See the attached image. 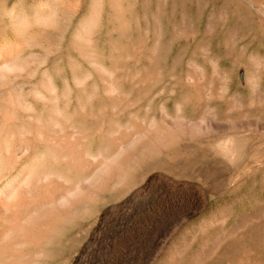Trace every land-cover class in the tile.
<instances>
[{"label": "bare ground", "instance_id": "1", "mask_svg": "<svg viewBox=\"0 0 264 264\" xmlns=\"http://www.w3.org/2000/svg\"><path fill=\"white\" fill-rule=\"evenodd\" d=\"M85 25L78 31L74 52L87 67L71 59V81L64 80L65 91L73 88L80 94L71 115L58 107L56 96L47 98L36 90L31 92L32 101L14 91L0 98V264H41L45 249L66 224L93 213L99 216L96 204L105 193L113 202L100 216L102 227L92 256L98 264H139L142 255L150 257L155 244L167 238L171 226L198 213L209 188L203 182L196 186L182 181L199 182L196 168L171 171L168 162L210 156L213 167L222 161L232 163L255 148L258 120L252 118L254 127L247 130L239 129L238 122L251 119V108H264V58H246V99L228 94V77L215 60L205 61L207 66L190 60L184 76L174 77V85L187 90L173 112L162 103L150 115L151 89L162 81L157 63L160 29L151 46L147 31L135 43L114 45L104 58L102 51L87 44L90 29L89 23ZM188 34L178 28L173 35ZM142 57L146 65L128 66ZM5 70L19 66L8 64ZM41 85L47 92L55 91L47 73ZM143 99L146 105L141 107ZM33 101L47 107L46 117L34 112ZM15 120L19 125L12 126ZM93 137L99 141L95 151ZM259 158L264 160V155ZM260 219L245 216L241 221ZM223 220L208 218L202 223Z\"/></svg>", "mask_w": 264, "mask_h": 264}, {"label": "rangeland", "instance_id": "2", "mask_svg": "<svg viewBox=\"0 0 264 264\" xmlns=\"http://www.w3.org/2000/svg\"><path fill=\"white\" fill-rule=\"evenodd\" d=\"M88 23L87 44L102 51L104 58L114 45L135 43L147 31V45L151 46L155 30L160 29L157 63L162 81L151 89L150 115L162 103L173 112L187 90L174 85V77L184 76L190 60L205 66L210 58L215 60L228 77V94L246 99V58H264V0H0V98L14 91L32 101L31 92L36 90L47 98L56 96L58 107L71 115L80 94L73 88L65 91L64 80L71 81V59L87 67L74 52V45L80 41L79 29ZM178 28L189 34L173 35ZM240 53L243 56L238 58ZM103 63L109 65L107 59ZM146 63L142 57L128 66L140 68ZM8 64L18 65L19 70H5ZM44 73L54 83L53 93L41 85ZM261 83L264 87V77ZM161 87L163 91L158 93ZM215 103L223 107L222 102ZM145 105L143 99L140 106ZM33 107L34 112L47 116V107L40 101H33ZM185 113H191L190 107ZM250 115L251 119L239 120L238 128L252 129L251 120H258L260 127L253 133L255 148L236 161H222L213 167L210 156L168 162L171 171L196 168L199 182L196 178L182 181L196 186L203 182L209 188L198 213L171 226L168 239L156 243L150 257L142 255L139 264H264V160L259 158L264 155V108L253 107ZM11 125H19L18 120ZM90 144L95 151L97 137L91 138ZM109 196L105 193L96 204L99 216L93 213L66 224L54 244L45 249L47 256L41 264H98L91 249L102 227L100 216L113 202ZM245 216L261 219L241 221ZM208 218L224 220L203 224Z\"/></svg>", "mask_w": 264, "mask_h": 264}]
</instances>
